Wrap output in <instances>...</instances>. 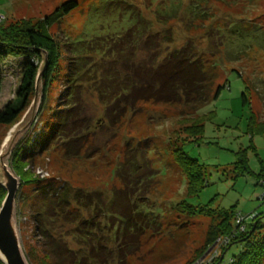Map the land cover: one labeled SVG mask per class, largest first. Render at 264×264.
Returning <instances> with one entry per match:
<instances>
[{
  "label": "rangeland",
  "instance_id": "1",
  "mask_svg": "<svg viewBox=\"0 0 264 264\" xmlns=\"http://www.w3.org/2000/svg\"><path fill=\"white\" fill-rule=\"evenodd\" d=\"M66 1L0 0V24L27 19L38 25ZM77 1L70 13L45 27L59 47L61 76L57 79L60 71L54 73L48 90L51 108L37 113L24 135L32 136L27 151L16 163L30 178L53 179L57 189L68 186L69 204L50 208L53 214L43 215L45 228L84 264L230 263L242 248L240 241L230 242L234 234L240 237L249 229L254 221L251 215L260 216L264 235V201L260 197L264 192V0ZM180 49L190 60L203 64L212 94L220 87L218 98L189 112L184 100H144L130 105L119 121H112L116 113L112 108L117 104L115 108L122 109L124 100L104 101L102 92L118 88L114 84L105 87V74L114 71L118 85L128 75L150 80L160 65L167 66L166 57ZM25 60L26 56L14 54L4 60L0 108L16 97ZM36 62L41 64L42 58ZM74 63L81 72L79 87L71 88L74 118L88 127L70 139L76 140V147L79 140H85L81 154L68 157L60 144L41 148L49 140H62L52 137L49 130L57 123L53 112L67 103L65 70ZM197 118L202 132L179 142ZM10 127L0 122V148ZM178 146L202 166L204 185L194 194L188 195L187 176L174 161L173 150ZM241 149L247 151L250 173L235 177L233 168ZM132 157L141 168L124 174L126 160ZM140 176L145 178L138 182L143 185L134 198L144 196L142 208L150 212L154 226L140 240L131 234L117 238V218H111L105 209L100 212L96 201L104 207L115 190H137L135 182ZM147 186L152 191L142 190ZM22 190L17 196V220L30 263L57 264L46 255L51 237H44L38 228L37 211L46 207L43 190L38 192L31 185ZM90 193L94 202L78 203V198L86 203ZM182 200L197 207L208 205L215 212L190 214L181 208ZM222 210H234L236 215L226 218L217 212ZM81 218L95 220L93 243L79 238ZM230 227L233 232L228 234Z\"/></svg>",
  "mask_w": 264,
  "mask_h": 264
},
{
  "label": "trees",
  "instance_id": "2",
  "mask_svg": "<svg viewBox=\"0 0 264 264\" xmlns=\"http://www.w3.org/2000/svg\"><path fill=\"white\" fill-rule=\"evenodd\" d=\"M78 4L79 3L77 0H68L64 2L50 16H46L37 22L39 23L38 25L32 24V22L27 19H21L17 21L14 20L10 23L6 22L0 24V93L3 86L2 64L4 60L9 55L13 54L17 56H26V60L22 66L21 83L17 89L16 97L10 100L5 106L0 108L1 123H7L12 126L22 117L23 113L26 111L25 107L27 105L29 106L28 102H31L30 97L35 94V81L40 67V63L36 62V60L39 58H42L43 60V51L47 52L48 61L42 76L43 96L40 112L43 113L45 109H49V103L51 102L49 101L50 97L48 96V90L55 79L53 76L55 72L60 71L56 73V75H59L56 78H60L61 69L58 64L60 57L58 44L55 42L54 38L49 34L45 27H48V25L55 21H58L64 14L70 13L71 9L76 7ZM80 49H82V46H80ZM76 52H80V50H77ZM187 55L188 53H186L183 49L173 51L171 55L166 57L165 62L167 66L162 68V65H160L157 72L152 73L155 74L156 77L153 76L150 80L143 79L145 80L144 82L143 80L140 81V79L137 80L132 75H128L118 85L116 82L118 75L113 73L114 71L111 72L112 74L107 72L105 74L107 77L104 80L107 82L105 87L114 84V86L118 87L119 89L117 88L116 91L111 92H102L101 95L104 98V101L106 103L108 102V104H114L115 102L119 103L124 100V107L122 109L115 108L117 104L112 108V110L115 109L116 113L111 120L119 121V119L127 112L128 107L133 105L136 106L138 103L144 100L165 103L184 100V104L187 106L186 110L189 112L197 110L201 104H204L211 98H218L220 87H218L215 93L212 94V84H210L207 73L204 71L203 64L197 59L190 60L191 58ZM73 66L70 64L68 69L65 70L66 81L69 82L65 95L67 106H65L66 104H60V107L55 109L53 113H56L55 117L57 123L53 125L54 127H52L51 130H49V134L52 135V137H57L58 139L62 140H49L50 142L44 143L41 148V150H45L50 145L60 144L61 148L64 150L66 156L68 155V157L75 156L70 154L77 153L76 157L81 154L85 140H79L81 144L76 147L74 146V141L76 140L70 139L78 137L79 133L88 127L84 126V123L83 126L80 125L77 122L78 120L74 118L76 113L73 111L75 110L74 107H76V104L74 105V103L71 101L73 97L71 88L74 85H76V88L79 87L77 79L78 76L81 75V72L75 63ZM141 68L142 67L139 66L137 71L140 72ZM141 73H138V75ZM113 77L116 80H114ZM192 121V125H190L189 128H186V138L180 140L179 142L187 141L192 133L199 135L202 132L203 125L200 121V118L194 119ZM30 135L31 133H28L26 137H24L17 144L11 155L10 166L14 173L17 172L21 176L19 178L21 185L18 195L21 196L23 193L22 188L25 185H31L32 189H38V192L43 190L42 200L45 202L46 207L44 208L41 206L37 211V214L39 215L38 228L41 231V234L44 237H51V242L49 244L47 243V258L53 262H56L57 264H84V260H77V254L72 249H70L65 242L54 238L53 234L49 232L47 228H45V223L43 221L45 220L43 215L47 216V214H53L51 212L49 213L50 208L55 209L58 207L61 209L64 205L69 204L71 196L69 194L68 186L63 185V187L60 186V189H57L59 186L53 182V179L45 177L41 178L36 175L30 178L23 166L16 164L19 159H22L21 157L25 154V151H27V145L30 143L32 138ZM187 135L189 136L187 137ZM178 145L180 146V143H178ZM179 146L173 150V158L176 164L187 176L188 195L194 194L204 185L202 166L196 160L188 157ZM125 166L126 169L122 170L124 174H130L132 172L134 173L141 168V165L134 157L128 158L126 160ZM233 172L235 177L244 176L245 174L250 173L246 149H241L237 153V160L235 161ZM153 176H151L150 179H153ZM144 178L145 177L140 176L139 179L136 180L135 184L139 187L137 190L130 189L131 192L126 188L123 189V191L115 190L113 198L108 203H106L104 207L100 206V202L96 201V207L99 206L97 209L100 212L105 209L104 211H107V215H110L111 218H117V238L124 236L123 239H125L127 235L131 234L135 235V237L140 240V238L145 234L146 230L154 226V218L152 216H148L150 212L142 208V202L144 200L141 199H143L142 197L144 196L134 198V194L137 191H140L141 184L143 185V183L138 185V182L142 181V179L144 180ZM151 182L148 185L151 186ZM48 186H50V189L46 190ZM151 187H143L142 190L150 192L152 191ZM123 192L124 194H122ZM27 194L31 193L28 192ZM5 195L6 190L0 184V205ZM92 195V193L87 194L89 199L86 201V203L82 202L79 198L77 201L79 204L85 206V204L90 201L94 202ZM180 206L181 208L183 207V210L186 209V211L190 214L198 213L209 216L215 212V210L208 205L197 207L188 204L185 200L180 201ZM217 212L229 219H232L236 215L234 210L229 212L223 210ZM256 215L257 214L255 213L251 218V220L254 219V221L249 225V229L247 231L242 233L240 237L234 234V237L236 238L233 237L230 243L240 241L242 248L237 254L232 256L233 258L228 264H264V235H262L260 232V229L263 227V225L260 222V216ZM80 220V228L84 230H80L81 232H79V238L87 242L92 241L91 243H93L94 239L96 238L95 235H92V231L95 226V220L87 218H81ZM111 224L114 225V219H112ZM230 226H232L231 223ZM230 229L231 230L227 232L228 234L233 232L231 227ZM128 244L129 243H126L125 247H127ZM93 257L96 258L95 255ZM45 263L47 262L45 261ZM0 264H4L1 259ZM221 264H223V260Z\"/></svg>",
  "mask_w": 264,
  "mask_h": 264
},
{
  "label": "water",
  "instance_id": "3",
  "mask_svg": "<svg viewBox=\"0 0 264 264\" xmlns=\"http://www.w3.org/2000/svg\"><path fill=\"white\" fill-rule=\"evenodd\" d=\"M36 81L34 97L22 117L13 124L0 148V184L6 190V195L0 205V259L4 264H31L22 245L17 220V196L21 181L11 167L6 163L11 161V155L22 140V137L35 123L37 113L41 108L43 96L42 76L47 66L48 55L42 52Z\"/></svg>",
  "mask_w": 264,
  "mask_h": 264
},
{
  "label": "built area",
  "instance_id": "4",
  "mask_svg": "<svg viewBox=\"0 0 264 264\" xmlns=\"http://www.w3.org/2000/svg\"><path fill=\"white\" fill-rule=\"evenodd\" d=\"M261 199H262V201H264V192L261 194ZM254 215V214H253ZM253 215H251V218L253 217ZM240 219H242V220H245L243 217H239ZM246 222V221H245Z\"/></svg>",
  "mask_w": 264,
  "mask_h": 264
},
{
  "label": "bare ground",
  "instance_id": "5",
  "mask_svg": "<svg viewBox=\"0 0 264 264\" xmlns=\"http://www.w3.org/2000/svg\"><path fill=\"white\" fill-rule=\"evenodd\" d=\"M6 163L8 164V167L10 168L11 166H10V160H9V158H7Z\"/></svg>",
  "mask_w": 264,
  "mask_h": 264
}]
</instances>
